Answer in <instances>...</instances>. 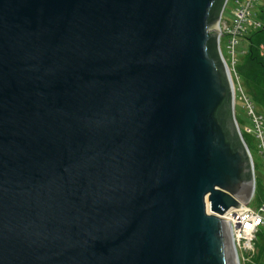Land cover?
<instances>
[{
	"label": "water",
	"instance_id": "water-1",
	"mask_svg": "<svg viewBox=\"0 0 264 264\" xmlns=\"http://www.w3.org/2000/svg\"><path fill=\"white\" fill-rule=\"evenodd\" d=\"M219 1L0 0V264H240Z\"/></svg>",
	"mask_w": 264,
	"mask_h": 264
},
{
	"label": "built area",
	"instance_id": "built-area-1",
	"mask_svg": "<svg viewBox=\"0 0 264 264\" xmlns=\"http://www.w3.org/2000/svg\"><path fill=\"white\" fill-rule=\"evenodd\" d=\"M229 1L230 0H228L225 8ZM255 1L256 0H234V8L232 9L233 19L231 22H228L222 16L220 22L221 32L219 34L218 42L219 49L229 68L234 83L236 104L239 93L240 99L244 103V107L252 120L253 127L246 128V131L253 133L256 136L260 148V154L264 162V114L259 113L255 103L245 90L237 68L239 56L236 48L240 43V40L242 38L244 39L245 36L250 34L253 30L259 29L263 26L261 20L253 22L250 19ZM224 36L227 37L226 48L228 56L225 55L222 48V39ZM251 155L256 175V164L252 152ZM217 214L232 221L231 234L234 245L237 248V255L240 264L242 260L250 261L252 255L256 251L258 234L262 230V226H264V203L258 208H253L249 205L248 209L243 213L234 211L231 214L226 212L224 214Z\"/></svg>",
	"mask_w": 264,
	"mask_h": 264
},
{
	"label": "trees",
	"instance_id": "trees-1",
	"mask_svg": "<svg viewBox=\"0 0 264 264\" xmlns=\"http://www.w3.org/2000/svg\"><path fill=\"white\" fill-rule=\"evenodd\" d=\"M225 1L226 0H220L216 4L212 16V21H216L220 17ZM259 17L260 20L263 22V26L259 29L253 30L250 34L245 36V39H248L249 41V52L246 54V56L239 59L237 68L245 90L255 103L259 113L264 114V10L261 12ZM211 49L213 51V54L219 60L218 45L215 37H213L211 40ZM221 118L225 125L228 127V129L230 131H234L233 139L236 145L238 147H242L243 145L240 134L235 128L233 121V109L231 106V98H229V100L226 101L223 107L221 108ZM236 118L238 120L243 138L250 148L249 137L256 139V136L253 133H250L246 131V129L242 128L241 120L238 117L237 112ZM260 195L261 193L256 177L255 196L257 197ZM256 244L257 247L260 248L261 253L258 257V259H260L261 255L264 253V230H261L259 232Z\"/></svg>",
	"mask_w": 264,
	"mask_h": 264
},
{
	"label": "rangeland",
	"instance_id": "rangeland-1",
	"mask_svg": "<svg viewBox=\"0 0 264 264\" xmlns=\"http://www.w3.org/2000/svg\"><path fill=\"white\" fill-rule=\"evenodd\" d=\"M233 8H234V0H230L226 7V10L223 13V18L228 22H231L233 19V14H232ZM263 10H264V0H256L254 8L252 10V16L250 17L251 21L253 22L259 21L260 20L259 15ZM226 42H227V37L224 36L222 39V48L225 55L228 56ZM249 47L250 45L248 39L242 38L236 48L239 59L246 56V54L249 52ZM236 112L241 120V125L243 129H246L248 127L249 128L253 127L252 120L249 114L247 113L246 108L244 107V103L240 99L239 93L236 104ZM249 144L256 164V177L259 184V190L261 193L260 196L257 197L253 196V198L250 200V206H252L253 208H258L264 202V162L260 154L258 141L256 139L249 137ZM262 230H264V226H262ZM260 253H261L260 248H258L256 244V251L252 255L251 260L250 261L242 260L241 264H264V253L261 255L260 259H258Z\"/></svg>",
	"mask_w": 264,
	"mask_h": 264
}]
</instances>
